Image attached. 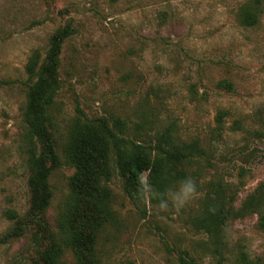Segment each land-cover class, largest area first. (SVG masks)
<instances>
[{
  "label": "rangeland",
  "instance_id": "374dc122",
  "mask_svg": "<svg viewBox=\"0 0 264 264\" xmlns=\"http://www.w3.org/2000/svg\"><path fill=\"white\" fill-rule=\"evenodd\" d=\"M248 1L0 0V236L12 224L4 212L25 214L30 198L22 121L26 65L34 53L44 57L52 37L71 25L51 110L63 161L50 177L52 226L74 174L63 150L75 117L118 118L133 138L142 124L139 138L146 144L171 128L179 141L198 140L207 155L193 178L197 195L179 210L161 211L150 197L130 199L114 172L108 185L116 222L100 233L101 264H238L243 254L260 264L264 213L230 222L221 254L208 250V236L189 224L208 181L222 176L234 183L238 204L264 183V0L260 24L250 28L238 20ZM223 81L232 89L219 86ZM220 112L226 113L222 126ZM33 259L29 237L0 244V264ZM66 260L73 264L70 255Z\"/></svg>",
  "mask_w": 264,
  "mask_h": 264
},
{
  "label": "trees",
  "instance_id": "16d2710c",
  "mask_svg": "<svg viewBox=\"0 0 264 264\" xmlns=\"http://www.w3.org/2000/svg\"><path fill=\"white\" fill-rule=\"evenodd\" d=\"M262 8L263 0H249L239 10L240 24L247 28L258 26ZM73 33L71 25L59 30L45 56L34 53L26 65L27 101L22 121L30 198L25 214L14 209L4 212L12 224L0 236V244L29 237L35 254L33 264H68V255L73 264H101L97 249L100 233L116 222L114 193L108 185L114 172L125 180L124 191L134 200L141 197L138 190L142 181L163 193L185 177H198L203 167L199 160L207 155L198 140L179 141L171 128L159 133L154 143L146 144L139 138L142 124L136 129L139 137L133 138L128 136V126L121 119L89 120L76 116L63 150L64 162L74 169V174L56 226H52L47 217L53 198L50 177L63 161L52 132L51 110L61 89L59 68L63 44ZM219 86L232 89V84L226 81ZM225 116V112L217 115L218 126H222ZM205 162L209 163L207 159ZM234 186L222 176L208 181L201 205L189 222L194 230L208 236L203 245L213 254H221L230 222L264 213V183L240 204ZM150 200L159 203L158 199L150 197ZM238 264L255 263L243 254Z\"/></svg>",
  "mask_w": 264,
  "mask_h": 264
},
{
  "label": "clouds",
  "instance_id": "9594fccd",
  "mask_svg": "<svg viewBox=\"0 0 264 264\" xmlns=\"http://www.w3.org/2000/svg\"><path fill=\"white\" fill-rule=\"evenodd\" d=\"M138 191L145 199L149 197L158 199L161 211H166L170 205L179 210L197 195V183L193 178L185 177L179 180L174 187L158 193L146 181H142V187Z\"/></svg>",
  "mask_w": 264,
  "mask_h": 264
}]
</instances>
